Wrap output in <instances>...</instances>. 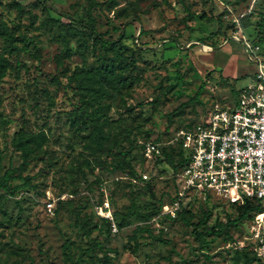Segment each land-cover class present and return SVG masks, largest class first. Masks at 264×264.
<instances>
[{
  "label": "rangeland",
  "instance_id": "374dc122",
  "mask_svg": "<svg viewBox=\"0 0 264 264\" xmlns=\"http://www.w3.org/2000/svg\"><path fill=\"white\" fill-rule=\"evenodd\" d=\"M46 3L0 0V25L19 37L0 35V181L7 171L16 187L0 186V264H242L256 216L233 223L235 207L214 198L172 217L179 181L144 147L261 86L264 0ZM74 20L119 44L104 49ZM26 134L41 142L20 146Z\"/></svg>",
  "mask_w": 264,
  "mask_h": 264
},
{
  "label": "built area",
  "instance_id": "2783aa9c",
  "mask_svg": "<svg viewBox=\"0 0 264 264\" xmlns=\"http://www.w3.org/2000/svg\"><path fill=\"white\" fill-rule=\"evenodd\" d=\"M242 45L247 53L259 48L247 41ZM256 78L261 86L248 84L231 101L210 102L192 126L175 130L167 142L178 143L186 158L176 173L180 190L171 203L172 217L192 196L212 195L228 202L257 198L262 209L254 214L248 238L264 264V73L257 72ZM144 148L147 157L162 156L154 141Z\"/></svg>",
  "mask_w": 264,
  "mask_h": 264
},
{
  "label": "trees",
  "instance_id": "16d2710c",
  "mask_svg": "<svg viewBox=\"0 0 264 264\" xmlns=\"http://www.w3.org/2000/svg\"><path fill=\"white\" fill-rule=\"evenodd\" d=\"M36 4H39L43 9L45 8H50L46 1L47 0H33ZM106 3H114L116 2V0H105ZM17 5H19L18 3H15ZM72 22H77L80 26L88 29L89 33L93 35V38L96 41H99L100 44L104 47V49L106 50H111L116 48V46L119 44V39L117 40H109L104 38V36L102 35V33L98 32L93 25H91L88 21H84V20H74V21H70L68 22V24L72 23ZM258 26L260 28H262L263 26V22H262V17L260 18V21L258 23ZM0 35H5L6 37H8V39L10 41H13L15 39H18L19 37H16L15 35L12 34L11 29L5 25V24H1L0 25ZM122 35V34H121ZM23 38V40L25 39V37H21ZM198 43H193L191 45H193L192 47H197L200 46ZM8 64V60L0 55V75L3 73V70L5 68V66ZM16 68H18V64L15 65ZM55 79H57L56 76H54ZM203 88V83H201L197 90L195 91V93L189 98L188 102L194 101L199 97V94L201 93ZM185 104V103H184ZM82 113H86L89 120L93 121L99 118V112L98 109H92L91 111L87 110H82ZM170 121V120H169ZM195 121L187 123L184 127H190L193 125ZM77 124L79 128L84 127V122L82 121L81 117H77ZM39 135H35V134H26V135H21L18 139L17 142L20 146L24 147L25 144H27L28 142H38L40 143V139H39ZM93 140L95 141L96 145L98 147H102L103 143L98 140L93 138ZM162 153L165 157V159L167 160V162L169 163V165L172 167L173 169V173H177L182 165L184 164V162L186 161V158L184 156V152L181 149V146L178 143H168V145L164 146L162 148ZM127 164H129L126 161ZM11 179V175L5 171L2 177V180L0 181V186L5 189L6 191H13L16 187H10L8 184V181ZM152 194V193H151ZM217 197H214L212 195H208L205 199L199 197V196H192L191 199L186 203L185 206L182 207L181 210L178 211L177 215H181L182 217H184V214L187 212H191L193 210V208L191 207L190 201L191 200H209V199H214ZM220 199V198H218ZM222 200V199H221ZM227 203L231 206V207H235V209L238 211V216L236 218H234L232 220L233 223H236L237 221H240L246 217L249 216H253L256 212L260 211L262 208L260 206V203L258 201L257 198L255 197H245L242 198L241 200L237 201V202H228ZM194 204V203H193ZM176 215V216H177ZM124 216L122 217L121 221L119 222V224H121L122 220H123ZM204 216L202 218H200L197 222H196V226H200L204 223ZM87 233L90 232V229L86 230ZM249 249L251 251V256H247L245 258V260L243 261L242 264H250L254 259L260 261L255 253L254 250L252 248V243L249 240ZM185 262V261H184ZM261 263V261H260ZM183 264H187V263H183ZM262 264V263H261Z\"/></svg>",
  "mask_w": 264,
  "mask_h": 264
}]
</instances>
